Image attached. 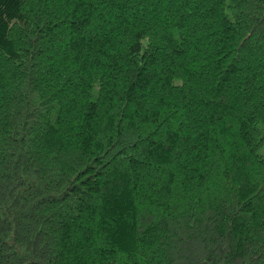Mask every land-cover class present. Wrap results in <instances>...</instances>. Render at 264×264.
Listing matches in <instances>:
<instances>
[{
  "label": "trees",
  "instance_id": "obj_1",
  "mask_svg": "<svg viewBox=\"0 0 264 264\" xmlns=\"http://www.w3.org/2000/svg\"><path fill=\"white\" fill-rule=\"evenodd\" d=\"M0 264H264V0H0Z\"/></svg>",
  "mask_w": 264,
  "mask_h": 264
}]
</instances>
